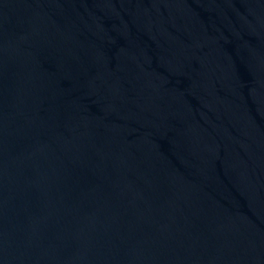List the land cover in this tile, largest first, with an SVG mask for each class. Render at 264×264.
<instances>
[{
    "label": "water",
    "instance_id": "1",
    "mask_svg": "<svg viewBox=\"0 0 264 264\" xmlns=\"http://www.w3.org/2000/svg\"><path fill=\"white\" fill-rule=\"evenodd\" d=\"M0 264H264V0H0Z\"/></svg>",
    "mask_w": 264,
    "mask_h": 264
}]
</instances>
